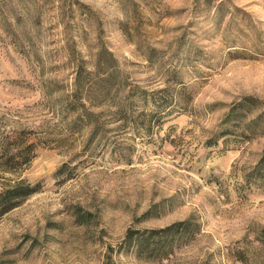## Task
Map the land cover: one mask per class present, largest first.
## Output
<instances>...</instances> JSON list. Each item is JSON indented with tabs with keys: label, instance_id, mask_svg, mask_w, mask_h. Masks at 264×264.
<instances>
[{
	"label": "rangeland",
	"instance_id": "rangeland-1",
	"mask_svg": "<svg viewBox=\"0 0 264 264\" xmlns=\"http://www.w3.org/2000/svg\"><path fill=\"white\" fill-rule=\"evenodd\" d=\"M1 138L30 147L0 188L37 189L0 215V264H264V0H0Z\"/></svg>",
	"mask_w": 264,
	"mask_h": 264
},
{
	"label": "trees",
	"instance_id": "trees-1",
	"mask_svg": "<svg viewBox=\"0 0 264 264\" xmlns=\"http://www.w3.org/2000/svg\"><path fill=\"white\" fill-rule=\"evenodd\" d=\"M78 75V72H77ZM78 83H73V88L65 94V109L76 114L77 119L88 117L89 111L83 108L82 103H78L81 94ZM251 97H245L237 103V108H244L245 105L252 104ZM250 99V100H249ZM249 100V101H248ZM161 104V102H159ZM79 107L80 109H78ZM235 112L234 106L224 115L223 123L229 122ZM231 117V118H230ZM96 128V127H95ZM226 132V131H222ZM29 144H23L21 147L15 145L10 149L6 138H1L0 142V172L14 171V167L21 161H26L25 152L29 149ZM259 179H264V150L260 153L256 163L251 169L250 174ZM37 189V184H29L24 180H14L11 183H5L0 188V215L16 206L22 199L33 193ZM191 228L189 218L173 222L159 229H150L139 232L138 230L127 229L123 236L124 246L131 244L136 246L138 253H144L151 256L155 250L160 249L166 240L173 238L176 234L187 232Z\"/></svg>",
	"mask_w": 264,
	"mask_h": 264
}]
</instances>
